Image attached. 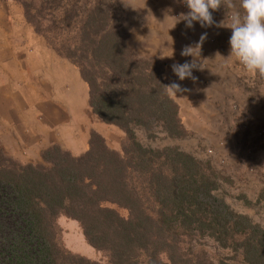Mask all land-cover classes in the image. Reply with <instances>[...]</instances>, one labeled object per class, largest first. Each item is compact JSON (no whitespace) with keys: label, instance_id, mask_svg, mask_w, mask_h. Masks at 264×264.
Wrapping results in <instances>:
<instances>
[{"label":"trees","instance_id":"obj_1","mask_svg":"<svg viewBox=\"0 0 264 264\" xmlns=\"http://www.w3.org/2000/svg\"><path fill=\"white\" fill-rule=\"evenodd\" d=\"M11 1L33 32L77 68L91 113L123 140L118 153L90 132L83 153L51 145L40 152L42 163L25 165L0 149V264H99L62 247L59 216L77 223L106 264H205L190 244L195 235L237 253L239 264H264V227L212 195L207 162L137 140L136 130L169 139L185 131L162 63L128 51L126 32L113 24L115 3Z\"/></svg>","mask_w":264,"mask_h":264},{"label":"rangeland","instance_id":"obj_2","mask_svg":"<svg viewBox=\"0 0 264 264\" xmlns=\"http://www.w3.org/2000/svg\"><path fill=\"white\" fill-rule=\"evenodd\" d=\"M73 1L62 0L61 2L72 4ZM92 1L79 0L76 4L87 7L88 3ZM98 1L105 5L108 1L115 3L113 24L126 32L124 42L128 51L134 57L143 60L158 59L138 56L135 50H141V43L132 40L131 46H128L126 28L133 29L136 24L142 23L144 18L140 9L148 3H152L159 11H166L167 17L175 23V28L178 31L180 29V36L183 37L177 42L178 55H181L185 46L195 48L191 52L192 56L187 57L191 62L195 59L198 68L203 69L201 67H204V70L194 69V76L197 78L198 74L204 75L205 77L202 79L208 78L209 80L208 87L205 89L207 96L202 94L186 96V99L191 100L188 104L192 103L190 107H186L189 110L194 108L199 110V113L193 114L192 117L194 127H186L181 123L177 108L180 125L185 131L182 138L169 139L157 130L152 137L146 138L142 132L136 130L137 140L143 146L151 148L176 147L179 151L190 154L198 161L207 162L211 171L209 178L213 179L215 183L212 195L220 199L234 213L246 216L253 224L264 227V77L246 72L234 57H229L231 29L227 27L231 23L229 15L231 10L221 6L212 12L216 24L224 22L225 27H202L200 23L194 22V26L189 29L183 20L176 23L174 18L189 11L183 0ZM234 2L238 8L239 0H234ZM51 13L55 15V10ZM19 14L21 15L20 20ZM155 19H159L158 16ZM204 33H207V38L203 43H200V37ZM64 38L66 35L61 34V39ZM197 45L199 47L196 48ZM11 53L21 57L20 60L17 58L20 63L27 55L29 58L37 59L29 60L24 65H22L23 62L21 63L24 66L23 70L27 67L28 71L31 66L36 65L34 62L37 63L38 58L52 54L58 56L45 40L35 34L31 26L24 21L22 9L18 3L11 0H0V74H4L0 76V81L8 76L9 71L13 72V68L20 67L19 65L15 67L16 62L11 60ZM58 57L67 60L64 57ZM187 57L181 55L180 58L186 59ZM207 67L209 70H205ZM211 67L213 70H210ZM17 71L14 70L15 73ZM29 78L30 76L26 79L25 74L22 76V86L30 81ZM7 81H9L8 77ZM0 84L4 83L0 82ZM8 86L13 87L14 84L9 83ZM197 88L201 90L200 82H198ZM184 93L186 94L187 91ZM204 98L206 101H201ZM75 114L77 112L73 110L72 130L65 136V138L67 137L65 141L68 144L79 147L76 148L75 153H83L80 151L83 145L86 150L89 133L93 132L90 130L88 132V129L93 128L97 130L94 133L103 139L108 149L120 153L123 134L119 129L102 123L90 112L91 118L86 117L81 111L79 117L77 115L75 118ZM6 131L4 124L1 132L5 133ZM16 147L17 151L12 155L8 152L7 155L3 153L18 164L25 165L42 163L39 154L49 146L38 153L32 146L22 150L20 144H16ZM56 225L59 228L58 241L64 249L80 255L90 252L86 248L87 245L76 222L59 216L56 219ZM189 241L193 249L202 252L205 264H239L240 257L237 253L220 248L208 237L195 235ZM84 249L86 250L84 251ZM90 255H93L89 259L90 261L106 264V259L102 254L93 251V253L90 252Z\"/></svg>","mask_w":264,"mask_h":264},{"label":"crops","instance_id":"obj_3","mask_svg":"<svg viewBox=\"0 0 264 264\" xmlns=\"http://www.w3.org/2000/svg\"><path fill=\"white\" fill-rule=\"evenodd\" d=\"M140 10L144 18L143 24L138 23L133 29L126 28L128 46H131L132 40L139 41L141 50H135L138 56L156 58L163 63L161 77L166 86L175 82L182 89L175 95L166 90L168 97L176 104L181 123L186 127H194L192 117L193 114H198L199 110L197 108L189 110L186 107H190L192 104H188L191 100L186 99V96H193V94L207 96L205 89L208 87L209 80L208 78L202 79L205 76L200 74L196 78L194 69V80L185 79L180 81L175 76L171 67L174 63H191L187 56L186 59H182L180 58L181 55H178L177 42L183 38L180 36V29L178 31L175 28V23L167 17L166 11L157 10L152 3L144 5ZM156 16L159 19H155ZM20 18L21 15L19 14V20ZM11 55V60L14 63L16 62L15 67L17 65L20 67L18 69L13 68V72L9 71V74H7L9 81H7V77L0 81L4 83L0 84V149L2 152L6 155L7 152L12 155L17 151L16 144H20L21 150L32 146L37 150V153L50 145H57L60 149L72 155L82 153H75L76 148L79 147L65 141L67 139L65 136L72 130L73 110L77 112L75 118L77 115L79 117L80 111L86 117L91 118L89 115L91 111L88 112L87 87L80 78L76 67L67 60L52 54L38 58V64L34 62L36 65L31 66L28 71L27 67L23 70L24 66L22 65L29 60L37 59L29 58L27 55L21 60V63L23 62L21 65L20 61H17V58L20 60L21 57L12 53ZM201 68L203 69L198 68V71L204 70V67ZM14 70L18 71L15 73ZM205 70H209V67ZM210 70H213V68L211 67ZM24 74L26 79L30 76V81L22 86L21 80ZM2 75L4 74H0V76ZM198 82H200L201 90L197 88ZM9 83L11 85L13 83L14 86H8ZM184 91H187V93L185 94ZM201 101L206 100L204 98ZM3 123L7 129L5 133L1 132L4 126ZM89 130L97 131L95 128L88 129V132H90ZM82 148H80V151L84 152V145ZM86 248L93 253L94 250L90 246L87 245ZM90 252H85L82 255L74 254L91 259L93 255H90Z\"/></svg>","mask_w":264,"mask_h":264},{"label":"clouds","instance_id":"obj_4","mask_svg":"<svg viewBox=\"0 0 264 264\" xmlns=\"http://www.w3.org/2000/svg\"><path fill=\"white\" fill-rule=\"evenodd\" d=\"M183 3L189 11L174 18L176 23L183 20L189 29L194 26V22L200 23L202 27H225L224 22L216 24L212 12L221 6L231 10V23L227 27L231 29L229 57H234L246 72L264 77V0H239L238 8L234 0H183ZM206 38L207 33L202 34L200 43ZM193 49L195 48L192 46H185L181 55L192 56ZM171 67L180 81L194 80L193 69L198 68V64L194 59L191 63H174ZM164 87L173 95L182 91L180 85L175 82Z\"/></svg>","mask_w":264,"mask_h":264}]
</instances>
